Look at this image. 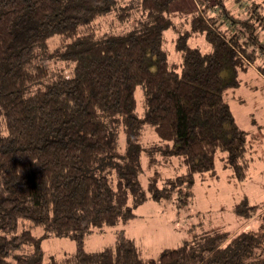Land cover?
Returning <instances> with one entry per match:
<instances>
[{
    "label": "trees",
    "instance_id": "trees-1",
    "mask_svg": "<svg viewBox=\"0 0 264 264\" xmlns=\"http://www.w3.org/2000/svg\"><path fill=\"white\" fill-rule=\"evenodd\" d=\"M213 2L216 14L202 5L190 22L211 51L181 34L176 64L163 47L173 0H140L144 20L103 39L80 29L115 11L116 0H0V264H42L41 241L63 237L74 242V264H264V217L258 231L212 230L155 260L143 261L123 230L99 252L84 249L88 234L134 219L148 200L187 206L195 177L214 173L218 153L245 180L247 133L224 94L252 65L264 77V14L255 2L246 18ZM52 37L64 45L56 54L48 53ZM51 59L72 62V75H51L43 65ZM145 128L163 142L151 154L181 158L187 169L161 188L155 177L146 189L138 179ZM258 208L242 200L235 213L248 220ZM24 223L44 233L36 237Z\"/></svg>",
    "mask_w": 264,
    "mask_h": 264
},
{
    "label": "rangeland",
    "instance_id": "rangeland-1",
    "mask_svg": "<svg viewBox=\"0 0 264 264\" xmlns=\"http://www.w3.org/2000/svg\"><path fill=\"white\" fill-rule=\"evenodd\" d=\"M252 2L261 6L264 14V0H225L224 5L234 16L246 18ZM204 5L209 15L216 14L213 0L203 3L201 0H173L169 15L170 24L163 32V47L168 60L181 64V55L175 50L176 40L181 34L188 33V45L209 53L211 47L202 34L190 31L191 19L202 12ZM260 10V9H259ZM248 12V13H247ZM146 13L140 7V0H116V8L110 14L97 17L80 33L92 34L95 39L118 37L133 31L136 24L144 20ZM264 39V32H261ZM63 42L58 37L48 41V53L61 51ZM43 65L51 75H72L74 64L56 59L44 60ZM239 86L229 89L224 99L240 129L247 133L248 162L247 176L242 182L234 179L232 171L225 168L218 153L215 158L214 173H205L195 177L193 199L187 206L176 208L173 202L148 200L137 207L136 217L128 221H120L113 226H104L96 232L88 234L84 239L86 252H99L112 245L116 232L123 230L135 244L143 261L155 260L165 250L176 249L194 238L212 230H220L230 237L241 232L258 231L264 217V77L255 65L238 73ZM136 113L140 117L144 113V94L140 87L135 91ZM139 140L145 152L140 155L142 172L139 181L146 189L148 181L156 178L158 187H162L168 179L186 174L187 169L178 157H162L149 152L155 145H163L153 130L145 128ZM124 135H120L119 142ZM244 200L249 206L259 208L251 219H243L235 213L236 205ZM24 226L36 237L44 233L42 228ZM21 228L18 230L20 232ZM42 264L54 261L56 264H74L70 259L75 253V245L69 238H47L41 241ZM31 251V247H23L14 255H23Z\"/></svg>",
    "mask_w": 264,
    "mask_h": 264
}]
</instances>
